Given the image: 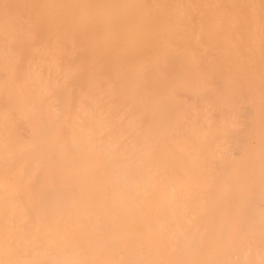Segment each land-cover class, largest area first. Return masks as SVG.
<instances>
[{"label": "bare ground", "instance_id": "bare-ground-1", "mask_svg": "<svg viewBox=\"0 0 264 264\" xmlns=\"http://www.w3.org/2000/svg\"><path fill=\"white\" fill-rule=\"evenodd\" d=\"M0 264H264V0H0Z\"/></svg>", "mask_w": 264, "mask_h": 264}]
</instances>
